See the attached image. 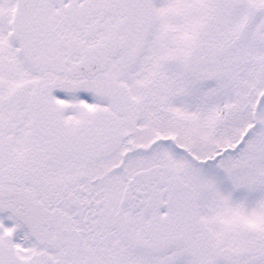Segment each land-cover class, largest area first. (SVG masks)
Segmentation results:
<instances>
[{
  "label": "snow or ice",
  "instance_id": "1",
  "mask_svg": "<svg viewBox=\"0 0 264 264\" xmlns=\"http://www.w3.org/2000/svg\"><path fill=\"white\" fill-rule=\"evenodd\" d=\"M0 264H264V0H0Z\"/></svg>",
  "mask_w": 264,
  "mask_h": 264
}]
</instances>
